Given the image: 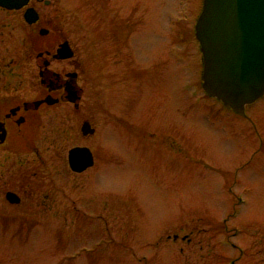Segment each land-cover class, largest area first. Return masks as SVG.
<instances>
[{
	"label": "rangeland",
	"instance_id": "rangeland-1",
	"mask_svg": "<svg viewBox=\"0 0 264 264\" xmlns=\"http://www.w3.org/2000/svg\"><path fill=\"white\" fill-rule=\"evenodd\" d=\"M51 1L44 41L76 48L83 104L60 106V142H41L52 183L41 167L15 173L18 206L0 185V264H264V95L247 120L196 100L203 0ZM117 23L125 56L135 46L122 77L102 63ZM83 120L94 135H81ZM75 146L96 158L79 175Z\"/></svg>",
	"mask_w": 264,
	"mask_h": 264
},
{
	"label": "flooded vegetation",
	"instance_id": "flooded-vegetation-1",
	"mask_svg": "<svg viewBox=\"0 0 264 264\" xmlns=\"http://www.w3.org/2000/svg\"><path fill=\"white\" fill-rule=\"evenodd\" d=\"M51 4V0H29L27 5L19 9L0 6V185L5 186L3 189L5 201H7L6 194L10 192L19 197L20 202L14 204L17 206L23 202L24 197L22 198L17 190L9 188L13 175L18 172L17 179L20 182L22 175L19 173L26 167L31 166L34 169L35 172L31 173L34 177H37L39 167L47 172V164L50 161L48 156L43 154L41 142H60L61 126L67 119V115L62 117L58 112L60 106L73 108L75 112L83 104L85 71L78 61L76 48L69 38L52 39L47 44L44 41V38L51 34L45 26V20L47 18L52 22L50 19L55 15L50 13L52 15L47 17L44 8H50ZM30 8L37 14V20L32 23L25 19V14ZM119 27L118 23L117 27H111L113 38L106 33L107 29L102 34L105 53L102 54V63L106 69H108L107 64L120 66L117 76L122 77L125 66L133 62L131 52L134 51L135 46L130 47L131 52L129 51V55L125 56L124 46L119 43L120 33L116 38L114 37L115 29L119 32ZM64 44L66 51L59 52ZM34 45L36 47H33ZM67 54H71V57L64 58L63 56ZM58 64L63 66L60 67ZM200 65L202 66V57ZM106 75H109L107 70ZM67 89L77 92L79 96L77 108L68 101ZM47 97L58 101L49 105L44 101ZM195 98L198 102L209 100L203 92L201 96ZM210 100L216 103L215 100ZM221 109L227 111L222 107ZM117 117L122 123L121 116L117 115ZM242 118L247 120L248 116ZM69 119L67 123H70L71 119ZM73 135L75 136V129ZM120 140L125 141L123 138ZM95 159L94 156V164ZM46 174L48 177L46 182L52 183L53 178H50V173ZM16 186L22 187L20 184ZM52 186L56 187V190L59 188L55 183ZM28 189L32 191V188L23 190L28 192L26 191Z\"/></svg>",
	"mask_w": 264,
	"mask_h": 264
},
{
	"label": "water",
	"instance_id": "water-1",
	"mask_svg": "<svg viewBox=\"0 0 264 264\" xmlns=\"http://www.w3.org/2000/svg\"><path fill=\"white\" fill-rule=\"evenodd\" d=\"M29 0H0V6L19 9ZM25 19L37 20L34 9H28ZM195 38L202 54V89L205 94L240 115L245 107L264 95V0H203L197 18ZM66 44L60 51H66ZM70 58L71 54L63 56ZM67 91L69 102L78 107L76 91ZM49 105L57 103L47 97ZM84 136L94 133L88 122H83ZM71 171L81 173L93 165V155L87 147H74L68 152ZM11 204L20 199L7 193Z\"/></svg>",
	"mask_w": 264,
	"mask_h": 264
}]
</instances>
